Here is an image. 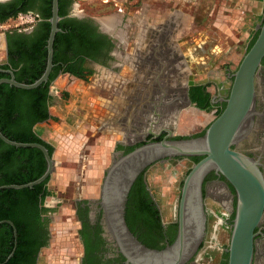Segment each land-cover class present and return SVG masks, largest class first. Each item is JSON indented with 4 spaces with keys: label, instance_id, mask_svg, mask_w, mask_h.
Masks as SVG:
<instances>
[{
    "label": "flooded vegetation",
    "instance_id": "obj_1",
    "mask_svg": "<svg viewBox=\"0 0 264 264\" xmlns=\"http://www.w3.org/2000/svg\"><path fill=\"white\" fill-rule=\"evenodd\" d=\"M179 1L182 3L189 0ZM49 2L51 0H0V25L7 20L23 18L19 25L0 32V80L26 81L42 65V54L34 45L41 42L47 27L46 23L49 25L50 17L45 18ZM100 2L109 4L107 0ZM113 2L116 18L100 22L97 18L83 14L79 4H76V0H59V8L65 14L58 17L56 27L61 24L75 32L59 34L55 40L56 62L51 67L54 77L47 87V94L50 97L47 107L49 118L43 122L57 120V122L65 124L66 128L68 118L71 117L78 125L88 120L86 114H91L95 123L97 120V127L107 134L108 119L124 117L129 119L131 115L133 117H131L129 126L125 128L129 137L124 139L117 135V139L113 142L111 154L119 156L141 144L161 140L165 136V132L162 130L164 128L173 131L176 116L182 109L175 114L172 112L166 114L162 110L156 111L153 100H160L161 104H164L169 99L175 98L177 99L175 101L177 108H181L183 103L188 100L187 108L193 107L198 111L209 104L211 107H219L220 113L224 105L223 100L230 87L231 74L234 72H229L225 63L218 64L220 59L206 64L208 65L205 72L206 80L202 83H189L190 74L185 73V91L183 90L182 72L178 71L179 75L177 74L178 77L174 83L167 77L170 74L172 59L177 62L175 65L180 70L182 69L181 60L185 62L186 66L190 60V58L187 59L188 56L184 58L178 48H176L177 51L172 50L169 47L171 44L161 42L176 33L182 23V14L174 11L169 16H160L161 19L158 22L148 25L144 23L142 15L131 12V8L136 9L139 6V0H116ZM239 2L242 3L243 15L253 19L251 26L252 30L256 32L249 42L250 45L257 35L256 26L261 22L262 16L260 17V15L262 9L264 12V1L259 0L257 3L252 0L248 4ZM136 12L138 14L139 11L136 10ZM256 19L258 22L253 23ZM56 33H60V31ZM172 42L174 43V41ZM248 46L244 53L250 47ZM208 56L206 61L210 59L209 54ZM193 65L195 68L192 73L200 76V66L197 63ZM212 65L216 68L210 71ZM67 69L71 71L68 72ZM171 83L174 84V89L177 91L167 95L166 85ZM156 84L160 87L157 93L154 90L157 87ZM0 86H2L0 101L4 102L10 98L12 86L6 83H1ZM83 86H87L89 92H82ZM150 92L153 95L154 93L158 94L157 97L155 95L148 96ZM254 92L253 109L257 113L253 116L254 130L251 131L247 139L233 149L257 161L258 169L264 179V57L261 59L254 77ZM143 96L148 98L143 106L147 110L141 113L140 119L134 114V102L139 103L143 100ZM201 98L203 105L198 106ZM88 103L96 107V113V109L88 110L86 107ZM114 106L117 107L115 111L112 109ZM132 106H134L133 110ZM154 111L158 112L159 118L164 116L166 120L157 128H153L152 131L154 133L162 131L157 137L145 134L142 141H137L136 134L145 133L147 127L156 119ZM96 114L101 118H97ZM102 124L105 129L102 128ZM115 125L113 128H119L121 123L116 122ZM120 128V133H122L124 128L122 126ZM203 131L201 132L203 133ZM116 132L113 129L111 133L116 134ZM178 137L195 138L198 136H178L172 133L170 139L177 140ZM191 158L193 157H174L166 159L162 164L156 162L153 165L162 167L178 160H187L190 169L196 163L192 164ZM149 167L141 174L145 193L131 192L126 209L127 196L136 179L129 188L124 202L123 220L129 234L137 243L147 249L159 251L171 245L176 237L177 206L174 216L166 219L161 205L155 195L148 190L144 180V173ZM200 197L203 235L194 254L184 264H210L211 256L208 254V248L214 247L219 241L221 232H224L227 237L226 245L222 244L220 247L223 248L219 249L221 251L219 264L224 261L226 263L227 255L224 248L228 244L230 232L228 227H230L234 216L236 204L234 190L222 176L208 172L200 184ZM42 207L45 208L43 204ZM125 212H127V216H125ZM73 216L77 223L75 238L79 252L71 264H126V259L118 246L108 237L103 228L99 192L95 198L76 200L73 206ZM40 217L44 223L38 232L36 243L24 244L22 253L25 254V257L20 261V264H42L40 253L48 245L51 216L49 212H46L40 214ZM254 233L252 264H264V211L263 218L259 226L254 229Z\"/></svg>",
    "mask_w": 264,
    "mask_h": 264
},
{
    "label": "water",
    "instance_id": "obj_2",
    "mask_svg": "<svg viewBox=\"0 0 264 264\" xmlns=\"http://www.w3.org/2000/svg\"><path fill=\"white\" fill-rule=\"evenodd\" d=\"M58 19L57 0H51L48 20L50 28L45 44L46 61L41 75L30 84L17 83L12 79H1L0 84L6 83L20 90H32L46 82L52 67L53 38L59 31L56 27ZM256 28L257 35L254 41L231 74V83L228 94L223 100V109L207 125L201 136L172 140L170 139L172 131L164 128L162 130L165 132V136L159 141L141 144L123 155L111 154L110 163L104 170L99 184V205L105 233L116 243L126 259V264H184L187 262L197 249L203 235L200 184L208 172L222 176L234 190L236 198L234 216L230 227H228L230 228L228 244L224 248L227 255L225 264H252L254 229L259 226L264 211V179L258 169L259 163L234 150L233 147L247 139L251 131L254 130L253 116L257 114L253 109L254 77L261 59L264 57V12L261 22ZM172 41L173 37L169 36L161 42L171 44L169 47L177 51L176 45ZM181 63L182 69L180 70L175 65L177 62L172 59L170 74L167 77L174 83L178 77V71L182 72L183 90L185 91V73L188 72V69L183 60ZM156 86L154 90L157 93L160 87L157 84ZM166 87L167 95L177 91L172 83ZM156 93L154 95L157 97ZM154 95L150 92L148 96ZM147 100L148 98L144 97L142 101L139 100V103L134 102L135 108L132 106V110L134 108V114L137 117L140 118L141 113L147 110L143 108ZM176 100L171 98L164 104H161L160 100H153L154 109L162 110L166 114L170 112L175 114L180 109L189 106V101L186 100L181 108H177ZM154 115L156 119L147 127L146 132L136 134L137 141H142L145 134L157 137L162 131L154 133L152 129L165 122L166 117L159 118L158 112L155 111ZM131 117L133 116L130 115L129 119L124 117L115 120L113 118L108 121H114V124L120 122V127L125 129L129 126ZM113 126H108V133L114 129L117 131L116 135L122 136L124 139L129 137L126 129L120 133L121 128H113ZM102 128L105 129L103 124ZM0 141L14 148H35L40 151L45 161L44 172L34 181L22 185H3L0 186V190L30 189L42 183L53 172L55 163L43 146L36 143L13 142L6 139L1 133ZM174 157H199L200 159L184 175L179 188L177 233L173 243L163 250H150L137 243L126 229L123 220L124 202L131 184L140 173L156 162L162 164L166 159ZM192 214H194L193 217ZM2 223L11 227L13 237V248L7 255L6 262L14 251L16 232L11 222L0 221V224Z\"/></svg>",
    "mask_w": 264,
    "mask_h": 264
},
{
    "label": "rangeland",
    "instance_id": "obj_3",
    "mask_svg": "<svg viewBox=\"0 0 264 264\" xmlns=\"http://www.w3.org/2000/svg\"><path fill=\"white\" fill-rule=\"evenodd\" d=\"M100 1L76 0V4H79L83 14L97 18L100 22L114 20L116 9L112 4L116 0H107L109 4ZM136 10L139 11L138 14ZM174 11L182 14V23L172 37L182 56L190 58L187 65L189 83L204 82L208 69L206 64L218 59L220 60L217 63H225L229 72L236 69L246 46L256 32L251 26L253 19L243 15L242 3L239 0H189L182 3L179 0H139V6L136 9L131 8L132 14L142 15L144 23L148 25L158 22L160 16H169ZM262 13L263 9L260 17ZM21 21L23 18L5 21L0 25V32L19 25ZM256 22L257 19L253 23ZM208 54L210 59L207 62ZM195 63L200 66V76L192 73ZM211 68L210 71L216 67L212 65ZM81 89L84 93L89 92L87 86ZM86 107L90 111L96 109L91 103ZM112 109L115 111L117 107ZM219 110V107H211L209 104L201 111L193 107L183 108L176 116L172 133H180L176 131V126L177 121L181 120L202 126L196 133L191 134L197 135L217 116ZM96 111L97 109L95 113ZM86 116L88 120L78 124L77 128V122L71 117L68 118L66 128H72L70 131L66 128L63 129L65 132L61 131L57 120L40 123L34 128L51 145V159L55 163L46 182L50 196L41 199L45 208L52 210L48 211L51 216L50 238L47 247L40 253L42 264H71L78 255L79 246L75 238L77 223L73 216V206L78 199L97 197L103 172L110 163L113 142L118 137L114 133L106 134L101 129L98 130L97 120L95 123L91 114ZM96 116L101 118L97 114ZM115 124L114 121L108 123L109 126H116ZM59 131L63 132V135L58 137ZM188 169L187 160H178L162 167L152 165L144 173L146 186L157 198L166 219L174 216L180 182ZM90 174L93 176L90 177ZM91 183L96 184L94 189ZM220 234L222 235H219V241L214 247L208 248L210 264H219V249L223 248L220 246L226 245V234Z\"/></svg>",
    "mask_w": 264,
    "mask_h": 264
},
{
    "label": "trees",
    "instance_id": "obj_4",
    "mask_svg": "<svg viewBox=\"0 0 264 264\" xmlns=\"http://www.w3.org/2000/svg\"><path fill=\"white\" fill-rule=\"evenodd\" d=\"M50 4L51 2H49L45 18L50 17ZM64 14L59 8V0H57V16L62 17ZM46 26L41 42L38 45H34L38 52L42 54V65L36 69L31 78L26 81L17 80V83L30 84L43 72L46 59L45 44L49 32L48 23H46ZM57 28L60 33L55 34L52 43L51 64L56 62V38L59 34H73L75 32L61 24ZM67 71L70 72L71 70L67 69ZM53 77L54 73L51 70L46 83L32 90H20L12 87L10 89V98L4 102L0 101V133L2 136L17 143L39 144L47 150L50 157L52 147L34 128L36 124L49 118L47 107L50 97L47 94V87ZM1 91L2 86H0V94ZM199 100L198 106L203 105L201 102L202 98ZM201 135L202 132L195 136L199 137ZM176 139H185V137ZM190 160L193 164L199 160V157H193ZM44 170L45 161L37 149L14 148L0 141V186L26 184L41 176ZM141 174L138 175L129 191L126 209L127 203L131 198V192L140 191L145 193ZM47 180L48 178L30 189L0 190V221L11 222L16 232L15 249L12 256L5 262L7 255L13 248L12 229L5 223L0 224V264H20V261L25 257V254L22 253L24 244L36 243L38 232L44 223L41 221L40 214L52 211L43 208L40 202L43 197L50 196V192L46 187ZM125 216H127V212H125ZM222 264H225V261Z\"/></svg>",
    "mask_w": 264,
    "mask_h": 264
},
{
    "label": "crops",
    "instance_id": "obj_5",
    "mask_svg": "<svg viewBox=\"0 0 264 264\" xmlns=\"http://www.w3.org/2000/svg\"><path fill=\"white\" fill-rule=\"evenodd\" d=\"M239 1H241V2H244V3H249L250 1H252V0H239ZM254 1H256L257 3H259V0H254ZM251 16V15H250ZM65 124H62V122L61 123H59V127H60V130L61 131H64L63 129H65V126H64ZM78 127V125L76 126V128ZM200 128H202V126L201 127H198L195 123H193V122H183V121H181V120H179V121H177V126H176V131L177 132H180V133H178L177 135L178 136H186V135H191V134H193V133H196ZM79 129V128H78ZM98 129V128H97ZM96 129V130H97ZM66 130L67 131H70V130H72V128H69L68 127V129L66 128ZM65 130V131H66ZM64 131V132H65ZM76 131V130H75ZM69 133V132H68ZM67 133V134H68ZM73 133V132H72ZM91 134H92V132H91ZM59 135H63V132H60L59 131V133H58V137H59ZM90 177L91 176H93L92 174H90L89 175ZM90 185H92V187H93V189L95 188V186H96V184H93V183H91ZM91 187V188H92Z\"/></svg>",
    "mask_w": 264,
    "mask_h": 264
},
{
    "label": "bare ground",
    "instance_id": "obj_6",
    "mask_svg": "<svg viewBox=\"0 0 264 264\" xmlns=\"http://www.w3.org/2000/svg\"><path fill=\"white\" fill-rule=\"evenodd\" d=\"M213 196H215V195H213ZM193 215H194V214H192V217H193ZM193 219H194V218H193Z\"/></svg>",
    "mask_w": 264,
    "mask_h": 264
}]
</instances>
